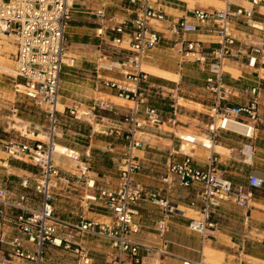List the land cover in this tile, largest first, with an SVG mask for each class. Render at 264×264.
<instances>
[{"label":"built area","instance_id":"obj_1","mask_svg":"<svg viewBox=\"0 0 264 264\" xmlns=\"http://www.w3.org/2000/svg\"><path fill=\"white\" fill-rule=\"evenodd\" d=\"M79 1L0 0V36L15 37L16 77L22 81L15 86L16 92L36 105H45L50 124L48 143L35 141L30 145L14 140L6 143L8 160L29 161L38 173L19 181L0 176V264H46L51 251H67L77 259V264H92L90 250L84 245V240L89 239L109 244L113 264H121L126 255L133 257L136 264H144L145 258L165 264L163 260L171 256L165 241L169 222L173 215H184V205L200 215L199 220L190 222L189 228L205 239L208 230H215L214 217L224 204L249 213L253 191L264 187V179L254 174L248 176L246 185L228 179L217 154L208 157L205 168L197 166L194 160L198 146L212 150L225 132L242 139L238 150L241 163L246 166L254 163L261 122V90L252 89L250 100L244 105L225 107L223 103L232 93L225 86L224 77L229 63L250 69L264 67V36L251 34L247 40H240L235 35L237 25L264 32L263 25L254 21L256 9L264 7V0H241L249 8H196L180 19H169L164 11L152 5V0H110L127 11L128 16L122 20L108 13L109 0H103L94 11L97 37L111 47V52L102 51L96 59L94 90L110 92L133 104L124 116V130L106 128L103 132L124 144L117 190H97L96 180L87 176L91 168L86 163L79 168L80 175H68L55 165L61 79L64 69L76 64V59L67 55L68 29L72 9ZM156 27L171 34L174 49L181 58L179 66L191 62L210 73L204 91L214 96V103L210 109L211 122L202 135L212 146L180 137L172 156H181L183 160L168 164L167 173L160 179L165 188L150 190L136 180L143 166L134 154L146 147L139 134L148 127L161 130L166 122L176 127L180 107L173 101L171 117L165 119L164 112L154 104L162 96L156 86L149 84V75L143 70L144 62L167 39ZM200 33L216 38L215 46L207 47L208 43L191 38ZM103 73L119 77L106 78ZM113 109L108 100L100 99L86 110L69 112L80 120L95 117L97 111ZM233 123L245 126L248 132L231 130L229 125ZM108 148L113 152V144ZM83 179L81 208L107 215L109 222L81 218L75 223L57 213L56 190L65 186L70 189ZM144 200L160 209L161 217L156 224L159 246L131 239L140 232L134 218L139 216V205ZM248 222L246 215L245 223Z\"/></svg>","mask_w":264,"mask_h":264},{"label":"crops","instance_id":"obj_2","mask_svg":"<svg viewBox=\"0 0 264 264\" xmlns=\"http://www.w3.org/2000/svg\"><path fill=\"white\" fill-rule=\"evenodd\" d=\"M152 1V5L164 11L169 19H180L187 15L189 11L193 10L189 8V4L191 6L195 4L194 9H218L215 6L218 3L224 4L225 8L230 7L232 9L250 7L241 0H198L202 4H209L207 6H202L199 2L194 3V0ZM102 2L103 0H80L72 9V21L68 29V54H71L76 59V64L74 68L66 67L61 79L60 105L63 107L64 112H68L71 109L86 110L101 99L100 95L108 96L112 107L120 113L128 114L130 111L131 107L127 104H122L120 101L123 100L115 97L112 93H98L94 90L96 59L102 51L111 52V47L101 41L96 34L98 25L94 11L101 7ZM107 4H109L108 13L111 16L115 15L120 20L128 16L127 11L118 7L116 2L109 0ZM254 21L261 23L264 27V7L256 9ZM156 28L162 31L167 39L151 54L150 58L144 62V65L152 66L162 72L178 75L180 79L179 81H172L148 73L149 84L156 86L158 88L157 93L162 96L159 100L162 101L161 104L165 105L168 102L175 101L176 97L185 91L193 94L204 93L205 96L198 97L197 102L190 101L194 104L193 110L182 109L183 107L179 110L178 125L176 127H172L166 122L161 130L156 127H148L139 134L144 140L146 147L143 150L136 151L134 154L143 166V171L136 177V180L150 190L165 188L160 179L167 173L168 164L171 161L180 162L183 160L181 156H172L180 144V137L183 139L191 138L194 141H204V143L208 141L201 138V136L206 133L207 125L211 122L210 116L212 112L210 109L214 103V96L204 91L210 73L201 71L196 64L191 62H186L179 66L181 58L174 49L171 34L164 28ZM251 34L264 36V32L253 31L245 26L237 25L235 35L238 39L247 40ZM191 38L208 43L207 47L211 45L214 47L215 43H217L216 38L207 36L204 33L191 36ZM227 69H229V72L224 77V84L232 95L228 97L227 102L223 103V106L244 105L250 100L251 90L259 88L261 90L260 124L264 126V67L258 66L255 69H250L229 63ZM103 76L106 78L119 77L115 73H106ZM0 92L2 91L0 90ZM198 106L205 110L204 115L196 111ZM169 114V116L168 114L165 115V119L171 117V112ZM106 119L109 122L107 128H125L123 119L119 121ZM23 127L25 126H21V128ZM229 128L240 134L248 132V128L240 124H230ZM32 136L37 137L35 132H33ZM42 138L45 137L42 136ZM11 140H13L12 137ZM241 143L242 139L239 136L223 132L212 150H206L201 146L196 148L194 153L195 164L205 168L208 163V157L217 154L221 170L229 177L234 174L235 169H239L237 163L242 164L238 157ZM255 144L257 151L253 165H243L241 169L242 172L244 171V174L239 179V183L242 185H246L248 176L251 174L258 175L264 179V130L258 129V137ZM210 145L212 146L211 142ZM65 148L73 153H79L67 147ZM77 150L81 153L84 152L80 149ZM85 154L91 155L92 151L89 150ZM59 158L60 156L57 159ZM68 161L71 165H76L75 162ZM10 168L14 170L12 176H15V180L22 178L20 174L26 172L19 165L10 166ZM59 168L68 175L81 174L78 168L67 166V164ZM5 172L9 174L10 171H2L3 174ZM110 173L108 169H101V171L93 169L87 176L96 180L97 190H113L116 180L109 176ZM83 189L84 183H81V181L75 182L74 187L70 189L66 186L62 187L61 190L63 191L57 193L55 198L57 213L75 223L79 222L81 218L99 222L104 219L109 220V217L104 214L92 213L94 216L89 217L83 210H79L77 205H73L68 201L73 196L72 192L78 193V191L82 190L81 193H83ZM58 195L61 197H58ZM183 207L192 210L185 205ZM227 209L228 204H224L214 217V221L217 223L215 230H208L205 239L190 230L189 224L193 220L192 218L187 217L185 213L184 215H173L169 222V231L165 236L167 251L171 256L164 259L163 262L165 264H183L184 262L198 264H264V187L253 191L249 213L243 210L244 213L237 217L227 213ZM139 212L140 214L134 218V222L139 225L140 232L137 235H132L131 239L140 244L159 246L161 243L156 233V224L161 217L160 209L153 206L148 200H144L139 205ZM70 214L73 215L71 216ZM246 215H249L248 223H245ZM102 253L106 254L103 259L106 264H113L111 250H102ZM54 255H60V253ZM93 260L91 258L92 264H96V261L93 263ZM50 261L47 263L53 264ZM143 262L144 264H155V259L145 258ZM121 264L136 263L133 257L126 255L122 257Z\"/></svg>","mask_w":264,"mask_h":264},{"label":"rangeland","instance_id":"obj_3","mask_svg":"<svg viewBox=\"0 0 264 264\" xmlns=\"http://www.w3.org/2000/svg\"><path fill=\"white\" fill-rule=\"evenodd\" d=\"M199 2L202 6H207L209 4H202L198 0H194V3ZM218 9H225L224 4H216ZM190 9L195 8V4L192 6L189 4ZM16 44L15 37H11L10 39L0 36V176H8L15 180V176H12L14 170L10 168V166L19 165L26 172L21 173L22 178L30 177L31 174L38 173V169L33 166L29 161H17V160H8V156L6 154V143L11 141V137L14 141L29 143L33 145L35 141H42L44 143H48V129H49V118L47 114V107L45 105H36L34 101L29 100L22 93L16 92V85L21 84V80L16 77V63H15V54H16ZM68 57H72L71 54H68ZM144 70V69H143ZM226 72L229 70L225 69ZM6 72V73H5ZM11 73V74H10ZM264 73V72H263ZM106 74V73H103ZM21 89V88H20ZM205 96L204 93H190V92H182L176 97V103L180 105L179 110L182 109H190L193 110L194 104L190 101L197 102L198 97ZM103 100H108V96L100 95L99 96ZM122 104H127L129 107H132L133 104L127 101H120ZM162 101H156L154 104L160 110L164 112V115L168 116L171 112L172 102H168L165 105L161 104ZM60 110L61 107L59 106ZM201 115H204L205 110L201 106H198V110ZM126 113H120L119 111L113 109L107 111H97L95 113V117L82 118L80 120H76L74 116L70 114V112H64L62 108L61 114L58 116L59 124L56 131L55 143L60 144L64 147H67L71 150L77 151L80 154L79 163L76 165H71L67 158L60 157L56 159L55 157V165L59 168L67 164V166L75 167L76 169L82 166L83 163L88 164L91 168L101 171V169H108L111 173L109 176L114 178L115 184L113 185V190H117L119 185L118 180V169L121 165V160L123 157V141L106 136L103 132L109 125V122L106 118L112 120H122L124 119ZM19 124V125H17ZM21 126H25L21 128ZM258 129L264 130L263 124L258 126ZM25 130V131H24ZM21 131V132H20ZM27 131V132H26ZM33 132L36 134V138L32 136ZM27 133V135H25ZM181 134V133H180ZM179 134V135H180ZM40 136V137H39ZM44 136L45 138H42ZM201 138H204L201 136ZM109 144H113V152L109 151ZM83 150L81 153L79 150ZM91 150L92 154H85L87 151ZM228 153V152H225ZM237 163V162H236ZM239 165V167H238ZM237 167L239 169L234 170V174L230 175V179L239 183L240 176L244 174L242 172L243 164H238ZM60 169V168H59ZM75 169V170H76ZM10 171L9 174H3L2 171ZM227 178V174H225ZM20 178V179H22ZM20 179H16L15 181H19ZM84 182V179L81 180V183ZM63 190H56L55 194L61 193ZM82 190L77 192H72L73 196L70 200L71 204L77 205L79 210H83L89 217H93L92 213L99 214L91 209H83L80 207L81 201V193ZM58 197H61L58 195ZM187 217H190L194 220H199L200 215L195 211L188 210L185 207L182 208ZM232 216L239 217L244 211L238 208L235 205L228 204V209L226 210ZM71 216L73 214H70ZM94 221V220H93ZM106 221L109 222L108 219H104L101 222ZM84 245L90 250V257L96 264H106L104 257L106 254L102 253L106 250H111L109 244L100 240H84ZM99 249V250H97ZM58 253L57 251H51L48 255L46 264L49 260L53 264H77V259L72 255V253L67 251H59L60 255H54ZM95 264V263H94Z\"/></svg>","mask_w":264,"mask_h":264},{"label":"bare ground","instance_id":"obj_4","mask_svg":"<svg viewBox=\"0 0 264 264\" xmlns=\"http://www.w3.org/2000/svg\"><path fill=\"white\" fill-rule=\"evenodd\" d=\"M185 1V0H184ZM188 1V0H187ZM5 38H8L10 39L11 37H7V36H3ZM143 69L144 71H146L147 73L149 74H153V75H156V76H160V77H163L165 79H168V80H172V81H179V76L178 75H175V74H171V73H166V72H162V71H159L158 69L152 67V66H147L146 64L143 66ZM229 70V69H228ZM231 70V69H230ZM235 72V71H234ZM6 73V72H5ZM11 74V73H10ZM22 89V88H21ZM61 107V109L59 111H62V106L59 105ZM204 142V141H203ZM205 144L206 145H210V142L208 141H205ZM211 146V145H210ZM186 147V144L184 145V148ZM55 157L56 159L60 156V157H65L67 158V160H70L72 162H75L76 164L79 163V156L80 154L79 153H73L69 150H67L65 147L55 143ZM217 253V252H216ZM218 255V254H217ZM214 262V261H213ZM212 262V263H213Z\"/></svg>","mask_w":264,"mask_h":264}]
</instances>
